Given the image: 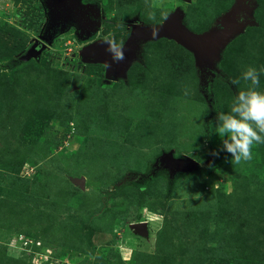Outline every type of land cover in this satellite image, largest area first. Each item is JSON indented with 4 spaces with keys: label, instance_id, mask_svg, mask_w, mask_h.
Listing matches in <instances>:
<instances>
[{
    "label": "rangeland",
    "instance_id": "obj_1",
    "mask_svg": "<svg viewBox=\"0 0 264 264\" xmlns=\"http://www.w3.org/2000/svg\"><path fill=\"white\" fill-rule=\"evenodd\" d=\"M87 1L105 12L96 38L117 42L134 17L157 24L180 9L199 30L234 2ZM256 3L255 24L221 50V71L240 83H216L219 112L252 87L242 79L248 67L264 68V0ZM41 14L37 0H0V264H264V144L234 164L216 132L208 144L200 139L213 109L192 54L166 40L146 48L126 85L101 83L97 70L82 69L70 30L31 58L37 64L10 68L37 40ZM259 80L264 92V72ZM164 150L199 169L177 177L169 192L163 174L138 192L128 173L144 174Z\"/></svg>",
    "mask_w": 264,
    "mask_h": 264
},
{
    "label": "water",
    "instance_id": "obj_2",
    "mask_svg": "<svg viewBox=\"0 0 264 264\" xmlns=\"http://www.w3.org/2000/svg\"><path fill=\"white\" fill-rule=\"evenodd\" d=\"M43 16V22L37 34V40L14 64L37 57L42 49L50 47L60 35L72 30L74 39L81 44L78 57L82 65L101 64L103 66V83L123 80L127 82V72L134 63H142L143 47L160 39L172 40L188 52L194 59V66L202 89H209L219 70L216 65L220 60L221 50L247 26H253V11L257 0H234L231 7L218 16L214 24L202 32L190 30L180 9L174 10L162 22L143 23L138 17L128 21L129 34L123 42L125 59L114 62L107 51L105 39H95L103 28L105 12L97 2L84 0H37ZM157 35H153V30ZM111 67L106 68L105 64ZM206 89V90H207ZM203 94V93H202ZM208 103L211 99L203 94ZM199 169L194 159L181 155L174 156L173 150L162 151L144 174L128 173L126 180L137 177L139 185L149 183L156 176L166 177L167 189L170 190L174 180L179 176H189ZM144 181L143 183H141ZM145 223H136L132 227L142 230Z\"/></svg>",
    "mask_w": 264,
    "mask_h": 264
},
{
    "label": "clouds",
    "instance_id": "obj_3",
    "mask_svg": "<svg viewBox=\"0 0 264 264\" xmlns=\"http://www.w3.org/2000/svg\"><path fill=\"white\" fill-rule=\"evenodd\" d=\"M153 35H157L156 29L153 30ZM104 42L108 45L107 51L114 62L125 59L122 41L117 42L115 37H112L106 38ZM105 67L109 68L111 65L106 63ZM261 72H264V68L257 71L253 67H248L242 73V79L249 81L252 87L238 92L230 112L217 113L218 125L215 132L224 138L222 150L231 154L234 164L251 161L253 146L264 144V92L256 90ZM232 83L239 84L240 81L233 80ZM187 94L185 91V95ZM213 155L218 153L214 152ZM193 197L199 199L200 194L197 193Z\"/></svg>",
    "mask_w": 264,
    "mask_h": 264
},
{
    "label": "trees",
    "instance_id": "obj_4",
    "mask_svg": "<svg viewBox=\"0 0 264 264\" xmlns=\"http://www.w3.org/2000/svg\"><path fill=\"white\" fill-rule=\"evenodd\" d=\"M85 2H96V1H87V0H84ZM98 3V2H97ZM231 3H233V2H229V4L227 5V6H224L223 8H221L220 9V14L218 15V16H220L222 13H224L225 11H227L230 7H231ZM217 16V17H218ZM216 17V18H217ZM254 20V19H253ZM215 21V20H214ZM214 21L210 24V26L211 25H213L214 24ZM42 22H43V16H42V14L40 15V21H39V25H38V28H37V31H39V29H40V27H41V25H42ZM184 22H185V20H184ZM185 24H186V26L190 29V30H192V31H194V32H202V31H204V30H206V29H208L209 27H204L203 29H199V30H193L192 28H190L188 25H187V23L185 22ZM38 33V32H37ZM92 40H94V38L92 39ZM167 39H160V40H158V41H155V42H150V43H148L147 45H145L144 47H143V53H144V51L146 50V48L147 47H149V46H153V45H155V44H157V43H160V42H163V41H166ZM125 41V40H124ZM168 41V40H167ZM168 43L169 44H171L176 50H178V51H180L181 53H184L185 55H186V58H190L191 57V54L189 53V52H187L184 48H182L181 46H179L178 44H176L174 41H168ZM79 44V43H78ZM81 45V44H80ZM20 50H19V48L18 47H15L13 50H12V52H10V54H12V55H15V54H18V52H19ZM143 53H142V57H143ZM1 57H3V56H1ZM38 57V59H39V56H37ZM166 58H169V57H166ZM171 59V58H170ZM31 60H34V63L35 64H37V62H39L38 60H36V59H30V60H28V61H26V62H24V63H27V62H29V61H31ZM78 62L80 63V59H79V57H78ZM9 61H11L12 62V64L11 63H9L8 65H9V67L10 68H13V67H16V66H19L20 64H23V63H19V64H17V63H15L14 64V61L16 62V58H11V60H9ZM143 61V60H142ZM81 65H82V63H80ZM138 64H140V63H134L130 68H129V70H128V72H127V82H124L123 80H121V82H123V84L124 85H126L127 83H128V74L130 73V71L132 70V68L134 67V66H136V65H138ZM83 67H82V69L83 70H85V69H95V70H97V72L98 73H101L102 74V72H103V66L101 65V64H85V65H82ZM216 67H217V69L219 70V74H216V76H215V78L213 79V82H212V84L209 86V90H208V93H207V96L211 99V103H212V109H213V114H212V116H211V118L207 121V122H205L204 123V130H203V134L201 135V140H205V143L206 144H208L209 142H210V140H211V138H212V136L214 135V132H215V126H214V122H215V119H216V117H217V113L219 112V110H218V108H219V102H218V100L216 99V97H215V95L213 94V91H214V89H215V85H216V83H225L226 85H228V86H230V87H232V90H234V88H235V85L232 83V81H231V79L230 78H228V77H226L224 74H223V72L221 71V69H220V64H219V62L217 63V65H216ZM9 68V69H10ZM199 80V79H198ZM101 83H103L102 81H101ZM200 87V86H199ZM229 87V88H230ZM203 96V95H202ZM237 95L236 94H234L233 95V100H235V97H236ZM203 98H204V96H203ZM205 99V98H204ZM234 102V101H233ZM165 151V150H164ZM201 153H202V158H205L206 159V154H205V152H203V151H200ZM201 153H199V156H200V154ZM159 156V155H158ZM175 157H178V156H176V155H174ZM196 158H197V156H196ZM197 159H199V158H197ZM153 162V161H152ZM151 162V163H152ZM150 163V164H151ZM149 164V165H150ZM158 176H156L155 178H153L149 183H144V185H141V186H135V189L138 191V192H140V191H142V190H146L147 189V187H149L150 186V184L152 183V182H154L155 181V179L157 178ZM122 188H124V186L123 185H120V186H117L112 192H109V193H107V194H104L102 197H101V199H100V207L102 208L103 206H104V200H106L107 198H109L110 196H112V195H115L118 191H120ZM139 188H142L141 190L139 189ZM166 190L168 191V189H167V185H166ZM169 192V191H168ZM22 255H24V257L28 260V261H30V259H29V257L28 256H26L25 255V253L23 252L22 253ZM200 264H203V263H200Z\"/></svg>",
    "mask_w": 264,
    "mask_h": 264
},
{
    "label": "flooded vegetation",
    "instance_id": "obj_5",
    "mask_svg": "<svg viewBox=\"0 0 264 264\" xmlns=\"http://www.w3.org/2000/svg\"><path fill=\"white\" fill-rule=\"evenodd\" d=\"M125 30L127 31V36H128V34H129V31H128V24H126V27H125ZM96 39H99V38H96ZM124 42V41H123ZM83 67V66H82ZM197 73V72H196ZM103 80H104V78H103V72H102V74H101V81L103 82ZM119 81H121V80H119ZM111 82H113V81H111ZM110 82V83H111ZM118 82V81H117ZM109 84V83H108ZM209 88V87H208ZM207 88H205V89H202V88H200L199 87V90H200V92L201 93H203V94H207L208 93V90L209 89H207ZM191 158V157H190ZM193 159V158H192ZM195 160V159H194ZM196 161V160H195ZM198 162V161H197ZM199 163V162H198ZM166 179V178H165ZM126 181H129V180H126ZM131 182H135L134 184L136 185V186H140L139 185V183H138V179H137V177H133L132 178V180H131ZM144 181H142L141 183H143ZM120 186V185H119ZM140 190L142 189V188H139Z\"/></svg>",
    "mask_w": 264,
    "mask_h": 264
},
{
    "label": "built area",
    "instance_id": "obj_6",
    "mask_svg": "<svg viewBox=\"0 0 264 264\" xmlns=\"http://www.w3.org/2000/svg\"><path fill=\"white\" fill-rule=\"evenodd\" d=\"M16 241H20L21 243L23 242V245L26 246L27 245V242L25 240H23L22 238H18V240Z\"/></svg>",
    "mask_w": 264,
    "mask_h": 264
}]
</instances>
